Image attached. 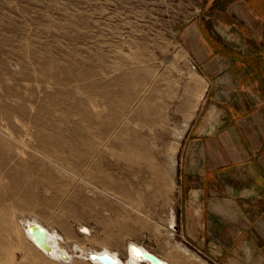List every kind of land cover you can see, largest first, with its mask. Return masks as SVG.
Returning a JSON list of instances; mask_svg holds the SVG:
<instances>
[{"label":"rangeland","instance_id":"rangeland-1","mask_svg":"<svg viewBox=\"0 0 264 264\" xmlns=\"http://www.w3.org/2000/svg\"><path fill=\"white\" fill-rule=\"evenodd\" d=\"M210 1L0 0L2 264H52L15 216L122 261L129 242L200 261L179 233V164L205 81L180 33Z\"/></svg>","mask_w":264,"mask_h":264},{"label":"crops","instance_id":"crops-1","mask_svg":"<svg viewBox=\"0 0 264 264\" xmlns=\"http://www.w3.org/2000/svg\"><path fill=\"white\" fill-rule=\"evenodd\" d=\"M180 41L205 81L179 164V233L200 261L182 264H264V0H211Z\"/></svg>","mask_w":264,"mask_h":264},{"label":"bare ground","instance_id":"bare-ground-1","mask_svg":"<svg viewBox=\"0 0 264 264\" xmlns=\"http://www.w3.org/2000/svg\"><path fill=\"white\" fill-rule=\"evenodd\" d=\"M186 122H188V121H186ZM181 134H179V135H181ZM176 136H178V134ZM177 142H178V140H177ZM172 149H173V147H172ZM172 161H173V171H174L176 163H175L174 159H172ZM173 218H174L173 213H171L170 214V221H169L170 225L173 224ZM12 222H13V224H15V228H14L13 233L15 234L17 239L20 241V243L25 242L30 247L31 250L40 251L42 254L41 255L42 257L40 255H38V256L41 259L46 260L52 264H80V263H83V264L84 263H86V264H100L98 261H91L89 259V256H90V254L100 255L102 253H107V254L115 257L117 260H119L121 262V264H140V261H138V259H136L133 256V253L131 250L132 245H135L138 248H140V250L142 252H148V253L152 254L150 251H148L143 246H140V245L133 243V242H129V243H127V247H126V249H127V260L122 261L119 258L118 252H116V251L110 252L109 251L110 250L109 245H105V244L101 245L100 244L99 248L97 249V252L93 251L91 248L85 246L84 244L81 245L80 242L78 243L74 240H73L74 242L72 241V243H73L72 245L66 246V244L68 245L70 243V239L68 237L67 238L63 237L62 234L60 235L57 231H54L50 228H47V229L44 228L42 222L37 218L19 219L18 217L15 216V217H13ZM31 224L38 225L40 228H42L46 231V243H47L48 248H46L45 250H42V249H39L38 247H36V245L31 241L30 236L28 235V233L24 229L25 225H31ZM80 229H81V233L83 234V236L85 238H89L91 236L89 229H87L83 226H81ZM177 249L179 251H182L185 254H187V251L184 250L179 245L177 246ZM0 251H1L0 256L4 255L5 251L2 249H0ZM154 256H156V255H154ZM156 257L159 258L158 256H156ZM159 259L166 264H170L161 258H159ZM0 264H2L1 259H0ZM145 264H148V263H145Z\"/></svg>","mask_w":264,"mask_h":264},{"label":"water","instance_id":"water-1","mask_svg":"<svg viewBox=\"0 0 264 264\" xmlns=\"http://www.w3.org/2000/svg\"><path fill=\"white\" fill-rule=\"evenodd\" d=\"M24 229L26 230L31 238V241L36 245V247L42 250L48 248L46 243V231L44 229L35 224L25 225ZM131 250L133 256L138 259V261H140V264H166L153 254L142 252L140 248L135 245L131 246ZM89 259L91 261H98L100 264H121L119 260L107 253H102L100 255L90 254Z\"/></svg>","mask_w":264,"mask_h":264}]
</instances>
